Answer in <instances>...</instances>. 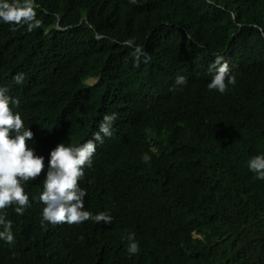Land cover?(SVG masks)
<instances>
[{
	"label": "trees",
	"instance_id": "1",
	"mask_svg": "<svg viewBox=\"0 0 264 264\" xmlns=\"http://www.w3.org/2000/svg\"><path fill=\"white\" fill-rule=\"evenodd\" d=\"M36 5L39 27L0 23V83L23 74L11 97L35 152L83 143L116 114L78 181L84 208L111 222L42 223L26 185L24 213L2 210L14 243L0 241V264H264V180L247 167L264 153V0ZM217 56L236 81L224 94L207 88Z\"/></svg>",
	"mask_w": 264,
	"mask_h": 264
},
{
	"label": "clouds",
	"instance_id": "2",
	"mask_svg": "<svg viewBox=\"0 0 264 264\" xmlns=\"http://www.w3.org/2000/svg\"><path fill=\"white\" fill-rule=\"evenodd\" d=\"M135 3V0H130ZM36 0H0V23L9 25L11 31L18 27H26L31 31L39 27L40 21L36 18ZM134 61L138 64L141 57L146 62L148 59L142 47H136L132 53ZM210 80L207 83L209 90H216L224 94L228 86L235 85V77L231 74L228 62L217 56L209 65ZM15 82L9 80L0 83V241L8 245L14 243L12 221L6 219L3 209L12 206L16 214L22 215L29 205V194L25 187L38 186V199L41 222L56 224H80L87 220L95 223L108 224L111 217L105 212L95 214L84 208L86 191L80 187L78 181L84 177V169L91 168L92 156L97 143H102L104 137L112 135V124L116 114H105L98 124V130L92 138L80 143L57 141L54 137L44 150L40 146H31L35 138L29 125H25L18 111L14 109L19 101L11 97L17 84L22 83V73L13 76ZM97 83L98 78H89ZM174 85L182 86L186 83L184 75H176ZM11 105V107H10ZM64 129L63 127L60 129ZM28 141L29 143L27 144ZM148 154L141 155V161L148 163ZM250 172L256 178L264 180V153L257 154L247 161ZM126 251L129 255L139 252L138 242L134 234L126 237Z\"/></svg>",
	"mask_w": 264,
	"mask_h": 264
},
{
	"label": "rangeland",
	"instance_id": "3",
	"mask_svg": "<svg viewBox=\"0 0 264 264\" xmlns=\"http://www.w3.org/2000/svg\"><path fill=\"white\" fill-rule=\"evenodd\" d=\"M88 80H91V79H88ZM95 82V80H91V81H88L87 83L89 84V85H91V84H93Z\"/></svg>",
	"mask_w": 264,
	"mask_h": 264
}]
</instances>
